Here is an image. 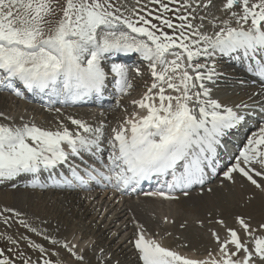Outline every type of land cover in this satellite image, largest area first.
<instances>
[{
  "label": "snow or ice",
  "instance_id": "1",
  "mask_svg": "<svg viewBox=\"0 0 264 264\" xmlns=\"http://www.w3.org/2000/svg\"><path fill=\"white\" fill-rule=\"evenodd\" d=\"M131 53L147 63L152 78L132 101L137 111L110 134L102 124L71 117L75 129L0 122V180L30 174L32 187H45L40 177L47 172L58 177L54 186L86 188L96 181L125 192L155 179L161 188L146 195L177 199L172 193L202 186L217 172L227 138L250 115H264V87L232 105L213 94L222 75L217 57L242 61L264 80V0H0V91L20 97L24 89L68 102L102 95L114 82L126 95L132 88L128 66L105 61ZM0 119L12 120L4 112ZM220 170L228 181L239 175L264 191V126ZM237 221L238 227L217 221L227 233L223 239L212 234L218 256L181 255L149 238L142 226L134 247L142 264H264V223ZM19 224L86 264L73 241L39 232L23 219ZM8 240L0 264H65L51 259L59 251L30 238L25 250L19 247L25 237ZM28 249L40 255L33 259Z\"/></svg>",
  "mask_w": 264,
  "mask_h": 264
},
{
  "label": "bare ground",
  "instance_id": "2",
  "mask_svg": "<svg viewBox=\"0 0 264 264\" xmlns=\"http://www.w3.org/2000/svg\"><path fill=\"white\" fill-rule=\"evenodd\" d=\"M124 56L125 57H120L119 60L128 63L129 54ZM137 56L140 57L139 55ZM220 59H222L221 63H223L224 65L221 67V69L220 68L218 69V71L222 73V75L217 80L216 84L213 86V94L215 98L220 99L225 104L232 105L233 103H239L241 100L247 101L248 96L250 94L254 92H259L260 89L264 87L263 81H257L251 76V74L254 73L248 72L246 63L236 60L232 57H219L218 60ZM146 67H147V63L144 65L143 68ZM143 80L146 81L139 82L135 86L136 88H139L142 91L146 92L147 88L150 87V86L147 87V85L149 82L152 81V78L149 75ZM11 97L0 93V112H4V108L11 109L12 105H17L16 109L18 107L22 110L36 109V111H39L40 109L47 114L46 116L47 121L52 120L55 123L58 122L60 125L65 124V126L71 124L72 127L73 125L69 117L79 120L85 119L86 121L90 118H93L92 110H87V109L74 110L76 108H81V106H73L75 108H72V110L61 109V111L58 112L55 109H52L51 111V109L44 110V108H40L39 106H37L39 103L35 102L34 99L30 97L24 98L21 96L15 98V95H11ZM14 99L18 101L15 102ZM91 103L92 102L90 101L88 104ZM57 104L59 105L60 103ZM67 105L68 104H66V106ZM21 116H24L23 118H26L28 120L31 117V113L28 114V111H26L25 113L24 112L21 113ZM36 116L37 115L34 112L32 114V118H35ZM261 116H263V118L257 123V126L251 129V135L253 133H257L259 131V128L261 126H264V115ZM109 118L118 119L121 117L118 113L108 112L106 114V121H109ZM28 123L42 124L41 122H35L34 120H31ZM51 124L53 125V123ZM42 126L43 128H46V125L43 124ZM247 139H245L242 142L239 151L241 150L243 144L246 143ZM23 176L24 175L11 181L0 180V212L3 213V215H0V225L8 227L9 225L13 224L17 226L20 225L19 220L23 219L27 222L28 225L32 227H36L39 232H44L49 236L56 237L57 239H65L68 237L69 234H73L74 232L81 233L82 237L86 239L87 237L86 231L88 226L86 227V223L80 219V216L83 215L82 195L80 192L77 193L73 192L74 190H79V189L71 188V187H58V188L51 187L50 182L57 181L58 177L55 176L49 177L48 174L46 173H43L42 176L40 177V181L46 184V186L32 187L31 186L32 178L30 180H27L26 175L25 177ZM257 179L258 182H260L261 178H257ZM19 186H24L25 189H19ZM209 188L212 189L211 192L208 191ZM187 193L188 195H184L183 193L174 195L177 197V199H172V202H174V205L177 206L178 209L176 210L190 212L196 215L198 214L201 217L202 221H206L207 219L224 217L227 215H231L232 213H236L246 216L250 214L251 215L254 214L257 220L264 223V191L256 188L249 181H247L243 177H240L239 175H236L235 182H232V181H228L224 177L223 172H221L220 174H218L215 181L209 179L206 182L205 186H203L202 188H199L197 190H192ZM214 193L217 194L223 193L226 196L223 195L217 204L216 202L208 198L211 194ZM150 196L151 197L144 198V200H148V204L150 206L153 205V209L154 206H156L157 208V205H159L160 208L161 205L160 203L162 202H164L162 206H164L165 203H167V200L161 199L158 196H153V195ZM126 200L124 201V203L126 202ZM53 205L55 211L54 217L50 215L49 212L48 213L46 212L47 211L46 207ZM168 207L166 206V208ZM6 208L14 209L15 212H19L21 213V215L17 217L15 216L14 212H4V209ZM157 210H153V211L155 212ZM6 217H11V219H9L7 223H5ZM113 221L114 220H112V222ZM108 230H104L100 234V236L103 237V235ZM98 231L100 230L98 229ZM20 233L29 236L32 239H36L37 243L43 244L45 247L53 248V246L50 245L49 241L47 242L46 240H44L43 235H37L36 233L31 232L28 228L21 226ZM102 242L101 244L100 242L99 243L96 242L92 246V248H97L99 244L98 247L100 248L105 247L104 251L102 250V252L100 253H95V252L93 253L95 249L92 248L85 251L84 256H85L86 264H117V262L118 264H141L137 262L132 257V255H128V254L124 255L125 258L124 263H121L120 257L118 256L112 257L115 252L111 254L109 259H105L103 256L107 253H110L111 248H109ZM161 244L162 246H164V243ZM123 252L124 251H121L119 255H121ZM178 253L183 255V253L181 252ZM185 256L188 257L189 255H185ZM190 256L193 257L195 255L190 254ZM75 263L79 264V262L78 263L75 262Z\"/></svg>",
  "mask_w": 264,
  "mask_h": 264
},
{
  "label": "rangeland",
  "instance_id": "3",
  "mask_svg": "<svg viewBox=\"0 0 264 264\" xmlns=\"http://www.w3.org/2000/svg\"><path fill=\"white\" fill-rule=\"evenodd\" d=\"M129 2L131 3L134 1L130 0ZM219 2L220 0H216L217 4H219ZM212 12H214L216 15H220V13L217 12L215 9H212ZM209 19H211V16H209ZM218 58L219 57L216 58V63H218L221 69V67L224 64L221 63L222 59L218 60ZM139 63L142 64V62ZM145 64L146 63L144 62L143 66ZM140 73L142 75L141 77L142 80L139 81L136 79V77H133L130 80V83L132 84V88L129 89L128 93L126 95L119 94L117 99L113 101V103H111L106 108L109 109V112L111 113H118L121 118L118 119L109 118V121H106V114L108 113L106 112L104 116L100 115L97 118L93 117L87 121L85 119H82V121L92 125L93 127L102 124L105 126L106 134H110L113 126L116 127L123 119H125L129 115V113L136 111L135 110L136 106L132 104V101L139 100V98H141L144 95L141 94V92L144 91H142L139 88H136L135 85L138 84L139 82L146 81L143 79L149 76L148 74L149 71L147 70L146 67V68H142ZM144 75L146 77L143 78ZM149 84L150 82L148 83V85L146 84L147 87L150 86ZM0 93L9 97H11L12 95V93L4 92V91H0ZM117 100H119V103L123 101V104L116 106ZM16 101L18 100H15V102ZM16 106L17 105H12L11 107L13 109L4 108V113L12 118L11 121H4V120H0V121L3 123H14L16 125L18 124L21 125L25 123L31 125L33 123H28V122L34 120L35 122L42 123V124H35L36 126L42 129L49 128L48 130H55L56 128L63 125V124L60 125L58 122L55 123L52 120L47 121L46 120L47 114L40 109L39 111H36V109L22 110L18 107L16 109ZM37 106L40 107L39 104ZM114 107L115 109L113 110ZM63 108L68 109L69 107L64 106ZM82 109L85 108L81 107V108H76L74 110H82ZM125 109L127 111H125ZM26 111H28V114L31 113V117L28 120L26 118H23L24 116H21V113L23 112L25 113ZM60 111L61 109L58 112ZM34 112L36 113L37 116L35 118H32V114ZM39 120L42 121L45 120L47 123L45 121L42 122ZM51 123H53V125ZM43 124L46 125V128H43L42 126ZM67 127H69L70 129H73V127L74 129L76 128L75 125H73L72 127L71 124H68ZM78 160L79 159H77L76 161L77 163H79ZM23 177H25V175ZM19 189H25V187L19 186ZM73 192L77 193L79 191L74 190ZM80 193L82 195V200H83L82 201L83 215L80 216V219L86 223V227L88 226L86 231L87 237L86 239H84L81 233L74 232L73 234H69L66 239L69 241H73L78 245V248L83 249L82 252L83 255L85 251L91 249L96 242L98 243L100 242L101 244L103 240L102 243H104L106 246L111 248L110 253L105 254L103 257L105 259H109L111 254L115 252L112 257L114 256L120 257L121 263H124L125 254L132 255V257L137 262L142 263L137 253V250L134 247V240L136 238V234L140 231L141 226L143 227V230L145 231L146 235L149 238L157 239L158 242L164 243V246L169 249H173L176 250L177 252H181L183 253V255H189L188 257H191L190 254H193L195 255L193 256L194 258H207L209 251H212L213 255H217V256L219 255L217 245L215 244L214 237L212 235L213 232L219 234L221 239H223L227 235L225 227L217 223V221L223 220L225 224L229 227H238L237 217H243L246 220H249L253 226L263 223L257 220L254 214L253 215L250 214L246 216L236 213H232L231 215H227L224 217L207 219L206 221H202L201 217L198 214L196 215L190 212L176 210L178 209L177 206L174 205V202H172V200H168V199H167V203H165L164 206H162V204L164 203L162 202L160 203L161 204L160 208L159 205H157V208L156 206H154L153 209V205L150 206L148 204V200H144V198L142 197L135 199L128 198L124 203V200L119 201V197H116L114 192H106L103 194L99 192L94 193V190H91V191H83ZM218 194L217 193L211 194L208 198L218 204V201L222 198V196L223 195L226 196L223 193H220L219 195ZM148 197L151 196L149 195ZM166 206L169 207L166 208ZM46 210L47 213L49 212L50 215L54 217L55 214L54 205L46 207ZM153 210H157V211L154 212ZM165 218H167V220H165ZM112 220L114 221L112 222ZM20 228H21L20 225L15 226L11 224L8 227L0 225V236L3 237V239H0V248L11 247L8 237H12L19 240L20 237L23 236L25 237V240L20 241L19 247L20 249L25 250L26 241L30 237L21 234ZM98 229L100 231H98ZM104 230H108V231L103 235V237H101L100 234ZM259 234L260 232L258 231L257 235ZM241 235L243 236L244 233H241ZM30 239L31 241L37 243L36 239H32V238ZM249 242L251 241L249 240ZM98 246L97 248H92L95 249L93 253L94 252L100 253L102 252V250L104 251L105 247L100 248ZM53 250L59 251L60 255L59 257H57L56 255H52L51 259L53 260L60 259L61 261L65 262V264H76L75 262L77 261L75 260V258L70 256V254H68L64 249L57 246H53ZM28 251L29 254L32 255L33 259H36V257L40 255L38 252H32L30 249H28ZM121 251L124 252L121 255H119Z\"/></svg>",
  "mask_w": 264,
  "mask_h": 264
}]
</instances>
